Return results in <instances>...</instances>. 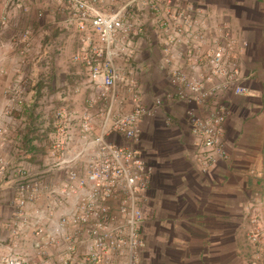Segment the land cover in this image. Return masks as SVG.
Masks as SVG:
<instances>
[{"label": "crops", "instance_id": "0c3cea01", "mask_svg": "<svg viewBox=\"0 0 264 264\" xmlns=\"http://www.w3.org/2000/svg\"><path fill=\"white\" fill-rule=\"evenodd\" d=\"M127 1L107 0L105 4L96 6L101 12L110 13L123 7ZM174 1H178L180 8L188 5L193 10L186 16L187 24L178 21L182 29L181 36L169 50L167 65L161 62L164 56L162 47L172 39V31L171 25L161 21L165 10L162 1L159 2L162 7L158 4L154 10L150 8L148 0L132 3L125 19L128 23H138L142 31H131L127 43L114 44L116 49H121L118 58L113 61L114 66L125 74L126 79L134 82L140 103L148 111L140 123V137L136 144L142 158L151 168V175H154L146 191L143 220L145 245L148 242L149 218L153 213L155 247L158 250L155 264H262L263 261L254 256V247L248 243L246 253L239 251L244 241V213L258 216L260 225L264 226V187L263 190L260 187L264 184L261 154L264 121V0ZM39 2L18 0L13 11L19 13L20 8H23L33 16L32 12L37 7L44 9V21L50 25L55 22L60 25L56 37L62 43L59 57L61 59L64 55L72 65L70 57L83 46L85 35L78 33L74 24L67 25L69 12L65 3L56 4L49 0ZM16 18L12 22L18 20ZM223 24L227 25L235 41L227 62L236 65L239 70L237 80L247 89L248 95L231 99L228 92H221L212 98L227 106L221 140L228 158L217 162L207 174L201 175L194 171L190 163L197 165L194 157L200 146L197 139L189 134L188 118L189 113L201 116L203 110L198 105L176 97L169 83V73L177 69L186 77L201 73L203 78H207L209 70L203 64L202 53L214 48L215 40L221 42L218 40V31ZM7 33L0 35V128L9 134L16 128V123L10 122L6 115L11 98L22 97V101L28 104L40 100L32 90L37 82H42L49 90L47 92L44 89L42 94L52 95L54 101H63L64 106H73L62 111H82L83 104L94 97L95 90L85 85L82 89L84 98L80 99L81 90L77 88L83 81L79 78L73 81L65 74L57 78L55 66H60L58 70L66 67L55 64V60L50 61L46 68V62L39 68L46 72L45 75L37 77V69L33 68V64L27 68L25 75L24 65L14 61V58L8 59L9 49L1 44ZM92 39H95L93 35ZM218 81L220 78L211 76L204 81V86L210 88ZM73 86L76 87L75 96H72ZM18 87L22 88V92L18 91ZM57 92L62 93L58 96L54 94ZM118 96L122 103L115 110H130L129 93L120 89ZM91 108L86 110L91 112ZM33 113H29L33 118L31 123L35 122ZM167 135H171L174 141H169ZM7 139L0 138V159L6 164L12 162ZM30 143L26 149L33 153V158L29 162L36 160L35 153L38 152ZM23 164L26 166L27 163ZM3 179L0 175V255L10 251L25 258L32 257L30 234L23 228H19L17 236L9 234L16 223V213L10 204L12 191L2 189ZM153 197L156 199L154 205ZM30 210L27 206L25 212ZM171 246H176L178 256L170 259L166 249ZM178 247H186L187 250L182 254V248L178 250ZM152 258V253L149 254L145 246L139 264H151Z\"/></svg>", "mask_w": 264, "mask_h": 264}, {"label": "built area", "instance_id": "2783aa9c", "mask_svg": "<svg viewBox=\"0 0 264 264\" xmlns=\"http://www.w3.org/2000/svg\"><path fill=\"white\" fill-rule=\"evenodd\" d=\"M17 1L8 0V8L16 7ZM62 1L57 0L59 4ZM70 1L66 23L74 24L76 31L85 35L83 46L70 61L82 65L86 85L95 90L94 97L87 100V107L94 106L95 110L69 113L38 105L33 113L30 143L38 152L31 162L33 153L0 128V138H8L15 162L6 164L0 159V175L4 177L1 186L12 191L10 204L18 226L14 225L9 234L17 236L23 228L30 234L32 250L29 258L8 251L0 255V264H139L144 251L143 220L151 168L136 144L140 123L148 111L140 103L134 82L126 79L113 62L121 51L114 44L127 43L131 31H142L138 23L125 19L131 4L139 0H129L110 13L96 6L103 0ZM148 1L153 10L160 1L164 3L161 21L171 25L172 39L162 47L161 62L167 65L169 50L181 36L178 21L187 24L186 16L193 9L188 5L180 8L174 0ZM6 23V16L1 15L0 35ZM218 32L221 42L215 40L214 48L202 53L203 64L209 70L207 78L201 73L186 77L177 69L169 73L176 97L203 110L201 116L189 113L188 118L189 133L200 146L194 159L201 174L228 158L221 140L227 106L212 98L221 92H228L231 99L248 95L237 80L236 65L227 62L235 44L229 28L223 24ZM29 35L25 30L18 39L24 43ZM24 51L20 49L17 57L21 58ZM43 52L50 62L61 47L49 44ZM211 76L220 81L206 88L204 81ZM120 89L129 93L131 108L125 112L115 110L122 103ZM41 97L40 104L48 102L51 95ZM9 102L14 106L23 101L19 97ZM8 111L7 119L12 122ZM27 206L31 208L28 213ZM249 223L246 241L264 264V226L258 216H249Z\"/></svg>", "mask_w": 264, "mask_h": 264}, {"label": "rangeland", "instance_id": "374dc122", "mask_svg": "<svg viewBox=\"0 0 264 264\" xmlns=\"http://www.w3.org/2000/svg\"><path fill=\"white\" fill-rule=\"evenodd\" d=\"M39 1H41V0H37L38 3H40ZM49 1H53L56 4H59L57 2V0H49ZM62 2L65 3L66 6L69 9L71 1L70 0H63ZM106 2H107V0L100 1L98 3V6L103 5ZM8 7H9L8 6V0H3L0 3V16L1 15H3V16L5 15L6 16V20H7V23L5 24L6 27H5L4 31H3V33L8 32L6 34V38H4V41H1V44H3L2 46H5L6 48L9 49L8 50L9 51L8 59L11 58V60H12V58H14V61H16V62L18 61V63L24 65L23 66V67H25L24 70H26V71H24L25 75H27V68L31 67L32 64L34 65L33 68L37 69L36 70L37 77L40 76V75H45L46 74L45 71L39 70L40 67L44 66L45 62H47V63L49 62V60L47 59V54H44L43 49H44L45 46H47L49 44H53V43L54 44H59L60 47H61V44H62L60 42L61 39L60 38H56L57 34L59 33L60 25L58 24V22H55L52 25H50V23L47 22V21L45 22L44 21V16L46 15V13H44L45 11L41 7H37L32 12L33 16L30 15L29 13H27L28 12L27 10H23V8H20L21 10H20L19 13H16V12L14 13L13 9H9ZM13 14H15V16H12ZM16 17L18 18V20L12 22V20H14ZM25 30L29 31L30 35H29L28 39L24 43H21L19 41V39H18V37H19L18 35H20ZM20 49H24L25 51L23 52L22 55H19V57H21V58H18L17 57V55H18L17 52ZM6 59H7V57H6ZM53 59L55 60V64H59V65L62 64L63 65L62 67H66L65 69L61 68V70H58L60 68V66H55V68L56 67L57 68H56V71L54 73H55V76L57 78H59V77H61V76H63L65 74L68 77H70L71 80H73V81H76L78 78L81 81H83V84L81 86L79 85L77 90L78 89L81 90L79 98L80 99L84 98L83 94L85 95V93L83 92L82 89L85 88L84 86L86 85V83L84 82L86 80V75H85L82 67L80 65H78V64H72L71 65L69 63V59L68 58L66 59L64 57V55L60 59L59 54H58ZM54 60H52V61H54ZM262 86H264V85H262ZM71 89H72V96H75L76 87L73 86V88H71ZM61 93L57 92V93H54V94L59 96V95H61ZM86 94H87V92H86ZM52 98L53 97L51 95V99ZM51 99H49L48 102H46V103H44L42 101L41 104H40V100L37 99L35 101V103H37V105H40V106H42L44 108L57 109V110L73 108V106H71V105L64 106V102L63 101L56 102L57 100L55 99V101H54V98H53L52 101H50ZM70 101L71 100H69V102ZM9 104L10 105H9L7 110H10L12 107H14L10 102H9ZM83 105L84 106H82V104H81L82 109H80V110L90 109V107H87V103L86 102ZM91 109L95 110V107L93 106ZM167 136H168L167 138L169 139V141H171V142L174 141V138L170 137L171 135H167ZM121 142L122 141H120V143ZM174 151L178 152L179 150H174ZM190 163H191L192 168L194 169V171H196L198 174H201L199 172L198 168H197V165H195V163H192V162H190ZM152 175H153V173H152ZM201 175H205V174H201ZM151 179L152 178H150V180ZM260 187L263 190L264 184L262 183L260 185ZM154 200H156L155 197H153V203L151 202L152 205L155 204ZM148 208H149V206H148ZM152 214H151V216L149 218L150 219L149 220L150 227H149V234H148V242H147V244L145 246H147V251L149 252V254L152 253V255H153L151 264H155V260H156V256L155 255L158 252V250H157V247H155L156 246V240H155L156 231H155V226H154V221L155 220H154V217H152ZM243 216L244 217H242V221H243V223H242V225H243L242 232H244V241H243V246L241 247V250L239 251V253L242 252L244 254V253H246V250H248V248H249L248 245H247L248 242L246 241V236H247V234H248V232L250 230V223H249L248 213L245 212ZM180 248H182V254H184L186 252V250H187L186 247H178V250ZM176 249H177L176 246L167 247V249H166L167 252L166 253H167V256L168 255L170 256L169 257L170 259L172 257H177L178 256L177 253L175 252ZM183 251H185V252L183 253ZM245 262H247V261L245 260ZM175 263H177V262L175 261ZM184 263H186V262H184ZM144 264H145V262H144Z\"/></svg>", "mask_w": 264, "mask_h": 264}, {"label": "trees", "instance_id": "16d2710c", "mask_svg": "<svg viewBox=\"0 0 264 264\" xmlns=\"http://www.w3.org/2000/svg\"><path fill=\"white\" fill-rule=\"evenodd\" d=\"M82 67V65H80ZM83 69V67H82ZM47 89V86H43L42 82H37L34 86H32V90L35 93L36 98L41 97L42 91ZM47 92L49 90L47 89ZM37 103L28 104L27 102L19 103L18 105L15 104L8 111V116L10 117L11 121L16 123V128L12 131V137L17 142H19L23 148H28V145L32 139V130L31 127L33 126V121L31 123V111H34L37 108ZM33 116V114H32ZM22 123H24V127L21 128ZM261 154L264 161V122H263V145L261 148Z\"/></svg>", "mask_w": 264, "mask_h": 264}]
</instances>
